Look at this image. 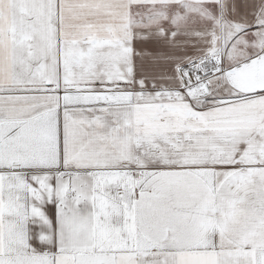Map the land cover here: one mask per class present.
I'll return each instance as SVG.
<instances>
[{
  "label": "snow or ice",
  "instance_id": "obj_1",
  "mask_svg": "<svg viewBox=\"0 0 264 264\" xmlns=\"http://www.w3.org/2000/svg\"><path fill=\"white\" fill-rule=\"evenodd\" d=\"M0 264H264V0H0Z\"/></svg>",
  "mask_w": 264,
  "mask_h": 264
}]
</instances>
